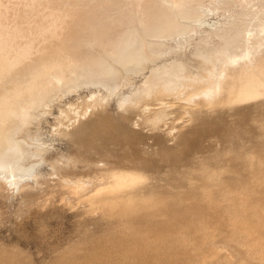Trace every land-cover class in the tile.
I'll return each instance as SVG.
<instances>
[{
	"label": "bare ground",
	"instance_id": "6f19581e",
	"mask_svg": "<svg viewBox=\"0 0 264 264\" xmlns=\"http://www.w3.org/2000/svg\"><path fill=\"white\" fill-rule=\"evenodd\" d=\"M218 13L224 18L209 23L208 16ZM184 48H190L189 53ZM193 58L198 59L195 65ZM84 88L91 89L95 100L89 119L73 130L82 118L79 110V118L68 114L63 119L65 109H60L59 119L67 124L58 121L57 128L78 146V156L55 157L51 170L59 178L50 174L62 183H76V164L81 162L92 171L91 178L80 180L83 192L113 193V198L100 197L102 205H201L182 196L184 185L166 191L167 164L162 167L153 159L162 145L171 156L185 155L180 166L173 162L167 167H183L186 172L205 155L192 149L191 134L180 132L171 138L173 129L163 132L166 141L161 143L159 134L127 131L125 116L115 127L119 119L97 106L118 96L116 102L124 111L133 110L139 117L149 114L146 122L162 131L171 114H182L181 108L195 119L217 105L233 107L264 97V0H0L2 182L18 189L28 179L43 182L46 173L40 165L50 148L33 126L60 94ZM162 94L176 98L177 109L157 110L153 104L151 108L155 101L149 100ZM161 98V105H166L165 96ZM108 126L111 130L105 133Z\"/></svg>",
	"mask_w": 264,
	"mask_h": 264
},
{
	"label": "rangeland",
	"instance_id": "374dc122",
	"mask_svg": "<svg viewBox=\"0 0 264 264\" xmlns=\"http://www.w3.org/2000/svg\"><path fill=\"white\" fill-rule=\"evenodd\" d=\"M223 18L219 13L210 14L208 22L217 23ZM187 49L183 52L189 53L190 48ZM197 62L195 58L191 61L192 65ZM89 90L60 94L61 98L50 103L46 114L33 126L38 139L50 148L40 165L46 173L42 182L45 185L28 179L18 189L0 179V264H264V105H260L264 97L233 107L217 105L199 119H192L179 108L182 114L173 113L176 118L170 121L174 117L171 114L167 129L162 126V131L146 122L149 114L140 113L139 117L133 110L126 112L117 103L118 96L108 97L103 106L97 107L114 120L119 119L115 127L124 123L125 116L127 122L123 125L127 131L159 134L161 143L166 141L163 132L174 129L171 138L180 132L191 134L192 149L199 151V155L205 154L186 172L183 167H167L174 163L180 166L185 155L182 159L171 156L162 145L163 153L153 155L157 164H167L163 173L165 190L175 191L174 185H184L187 188H182V196L192 197L193 202L199 201L201 205L166 201L161 206L125 208L98 202L100 197L113 198L111 192L100 195L86 189L89 193L83 194L86 190L80 188V180L91 178L92 173L81 162L80 167L76 164L82 176L76 178L77 185L60 182L51 170L55 157L78 156V146L57 128L68 114L79 118L78 110L82 118L73 130L83 127L92 113L90 106L95 104ZM161 96H165L166 105H161ZM158 97L149 100L155 101L150 102L151 108L153 104L159 106H153L157 110L177 109L176 98L166 94ZM60 109H65L66 116L60 115ZM206 123L211 125L207 128ZM108 127L105 133L111 130ZM211 136H215V142Z\"/></svg>",
	"mask_w": 264,
	"mask_h": 264
}]
</instances>
